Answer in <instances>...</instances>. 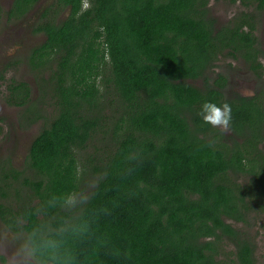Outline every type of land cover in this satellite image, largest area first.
Masks as SVG:
<instances>
[{"label": "trees", "instance_id": "16d2710c", "mask_svg": "<svg viewBox=\"0 0 264 264\" xmlns=\"http://www.w3.org/2000/svg\"><path fill=\"white\" fill-rule=\"evenodd\" d=\"M39 1L15 0L7 14L23 18ZM211 1L52 0L42 10L33 33L46 38L27 62L54 114L28 170L0 161V196L18 198L37 264H257L255 236L239 226L264 214V93L227 97L209 71L229 54L262 75L264 0H240L246 9L222 25ZM110 96L122 110L113 128ZM7 102L38 108L26 81L10 83ZM204 102L231 106L230 135L202 122ZM110 131L103 156L79 159ZM89 174L97 181L73 213L66 201ZM11 210L0 204L4 220Z\"/></svg>", "mask_w": 264, "mask_h": 264}, {"label": "rangeland", "instance_id": "374dc122", "mask_svg": "<svg viewBox=\"0 0 264 264\" xmlns=\"http://www.w3.org/2000/svg\"><path fill=\"white\" fill-rule=\"evenodd\" d=\"M52 0H40L28 14L23 18H11L7 12L11 9L12 0H0V161L11 160L13 166L20 170L27 167V156L31 143L38 133L45 126V121L49 120L53 112L52 103L49 97L42 101L43 88L38 73L34 72L27 60L31 49L41 44L46 36L44 33H33V27L40 21L42 10L47 7ZM211 13L217 18L218 24H226L234 16L246 9L239 0L235 4L227 1L212 0L210 3ZM257 35L260 36L264 48V17L258 26ZM10 53V54H9ZM262 60V75L257 72L252 65L240 57L229 54L220 55L215 67L209 71V76L213 81L219 78L226 80V96L235 95L257 96L264 93V56ZM50 71H46L45 78L49 77ZM15 81H26L32 89V100L38 108L29 112L25 108L16 107L7 102L9 96V85ZM196 86H203V80H190ZM106 113L112 118V128L122 115V110L118 107V100L114 96L107 97ZM115 122V123H114ZM111 128V130H112ZM220 129V128H218ZM230 135L229 130L227 131ZM226 132V133H227ZM112 131L107 135L100 133L89 143L85 151L79 150L78 157L82 161L86 156L100 158L108 147H112ZM264 147V146H263ZM28 173V171H27ZM33 175L32 172L29 173ZM98 176L89 174L81 183V189L73 194L74 204L67 203V209L77 213L82 202L87 199L91 189L94 187ZM0 183V188H1ZM14 190V188H12ZM17 189V188H15ZM15 191V190H14ZM32 195L30 189H23V195ZM18 198L11 196L9 202L2 200L12 210L8 218L4 220L0 213V264H37L32 257V251L27 241V234L21 228V218L18 217ZM13 223V224H11ZM255 236L257 264H264V214L252 227H243ZM226 249L234 251L231 244H227ZM31 254V255H29Z\"/></svg>", "mask_w": 264, "mask_h": 264}, {"label": "clouds", "instance_id": "9594fccd", "mask_svg": "<svg viewBox=\"0 0 264 264\" xmlns=\"http://www.w3.org/2000/svg\"><path fill=\"white\" fill-rule=\"evenodd\" d=\"M231 112V106L227 102L220 106L213 102H204L197 114L201 117L204 124L211 125L214 128H220L226 133L229 130L232 120ZM66 202L74 204L75 199L70 198Z\"/></svg>", "mask_w": 264, "mask_h": 264}, {"label": "flooded vegetation", "instance_id": "af4514ba", "mask_svg": "<svg viewBox=\"0 0 264 264\" xmlns=\"http://www.w3.org/2000/svg\"><path fill=\"white\" fill-rule=\"evenodd\" d=\"M14 1H15V0H12L11 8H12V6H13V4H14ZM16 18H17V17H16ZM17 19H18V18H17ZM232 56H234V55H232ZM261 58H262V55L258 56V58H257V59H258L257 62L259 61L260 63H262ZM241 59L244 60V61H246V62L249 63L250 65H253L251 61L249 62V61H247V59H245V58H243V57H240V60H241ZM257 62H256V63H257ZM252 67H253V66H252ZM258 71H259V69L257 70V72H258ZM20 264H21V263H20ZM22 264H28V263H22Z\"/></svg>", "mask_w": 264, "mask_h": 264}]
</instances>
